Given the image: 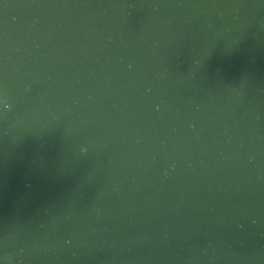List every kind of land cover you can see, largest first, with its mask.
Returning a JSON list of instances; mask_svg holds the SVG:
<instances>
[{"label": "water", "instance_id": "95a60500", "mask_svg": "<svg viewBox=\"0 0 264 264\" xmlns=\"http://www.w3.org/2000/svg\"><path fill=\"white\" fill-rule=\"evenodd\" d=\"M0 264H264V0H0Z\"/></svg>", "mask_w": 264, "mask_h": 264}]
</instances>
